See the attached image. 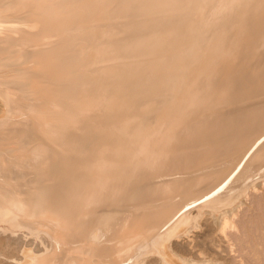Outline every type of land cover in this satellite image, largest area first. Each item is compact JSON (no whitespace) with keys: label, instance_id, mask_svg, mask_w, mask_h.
I'll use <instances>...</instances> for the list:
<instances>
[{"label":"bare ground","instance_id":"bare-ground-1","mask_svg":"<svg viewBox=\"0 0 264 264\" xmlns=\"http://www.w3.org/2000/svg\"><path fill=\"white\" fill-rule=\"evenodd\" d=\"M65 1L54 2V6L65 5L58 16L70 23L68 26L81 24L84 10L75 5L76 0ZM221 1L179 0L176 13L196 11L198 7L204 12L192 20L191 17L182 20L176 14L177 20H182L179 24L164 23L162 28L169 25L166 28L176 33L166 39L165 55L144 61L149 63L146 69L155 73L153 81L164 79L169 67L175 64L168 56L173 48L183 43L191 47L193 35H198L200 42L214 48L184 54L190 58L205 55L210 61L204 63L209 75L196 79L192 86L198 88L199 99L214 92L228 94L230 100L220 107H203L199 100L193 99L185 103L193 111L185 114L183 123L177 124L171 118L164 126L157 121L165 112L153 113L148 108L136 107L120 116L88 113L82 95H92L96 102L101 101V93L105 92L97 93L98 86L109 82L110 75L101 71L98 63L88 64L92 52L76 53L77 40L41 43L43 35L57 36L60 32L56 21L44 10V4L33 0L11 3L16 9L28 7L19 9L22 11L19 17L38 24L39 32L22 33L24 37L19 41L15 36L3 41L5 48L10 45L6 48L7 60L0 63L3 66L9 61L18 74L5 82L12 106L8 105L9 109L0 116L1 139H17L20 147L31 152L23 155L22 151L19 169L12 172L3 170L5 166L0 164V221L41 238L45 243L43 250L48 253L45 258L44 254L41 259L40 253L39 258L33 259V252L32 255L23 252L20 261L14 264H108L115 256L122 257V261L148 239L149 246L145 245L148 248L140 249L139 255L136 252L124 263L199 264L200 260L183 248H193L195 240L219 252L220 239L228 236L224 231L231 222L236 223L225 208L264 184V48L259 49L262 44L252 48L248 46L250 43L238 50L225 48L238 36L247 37L244 11L253 6L251 9L259 12V8L255 7L256 0H233L230 6ZM236 5L244 6L245 10L237 14L239 19L243 17L234 30L228 27L232 16L216 11L225 8L231 11ZM151 35L139 31L134 38L147 39ZM156 38L160 39V34L154 35L148 44H153ZM26 41L39 42L38 50L17 54L14 45ZM215 42L224 46L218 48ZM29 57L35 67H22L21 59ZM260 65L263 70L253 74ZM87 83L92 88L85 87ZM206 102H213L212 97ZM14 104L18 110L13 113ZM104 105L106 110L115 106L112 91ZM17 114L27 117L15 120ZM134 122H139L135 130L129 127ZM14 143L17 144L15 141L11 144ZM6 153L10 151L0 150L1 155H11ZM147 163L153 167L142 168ZM190 204L194 205L185 209ZM194 207L197 209L192 211ZM218 213L221 220L215 215ZM129 215L134 217L129 220ZM23 216L28 220H22ZM44 222L55 223L59 230L56 235L61 234V239H54ZM120 235L129 246L126 252L108 248L113 237ZM102 241L106 245H100ZM145 251L148 254L141 257ZM226 257L207 254L201 261L228 264L230 259Z\"/></svg>","mask_w":264,"mask_h":264},{"label":"rangeland","instance_id":"rangeland-1","mask_svg":"<svg viewBox=\"0 0 264 264\" xmlns=\"http://www.w3.org/2000/svg\"><path fill=\"white\" fill-rule=\"evenodd\" d=\"M56 1L57 0H33V2L36 3L39 2L44 4V8H45L44 10L48 11L50 16L56 21L55 26L60 31L57 33L58 34L57 36L56 35L51 36L49 34H45L43 35V37L41 36L42 37L41 43L49 45L53 43L55 44L56 42L77 40L79 44L78 47H75L76 53L80 54L85 51L92 52V54L89 55L88 57L89 58L88 60H90L91 58L92 60H90L88 64L92 65L93 63H98L99 65L102 66L101 71L110 75L109 82H105L102 86H98V88L99 87L100 88L97 90V93L105 92V93H101L103 95L101 98L98 97L99 100L101 101L96 102L95 101L96 97L92 98L93 97L92 95H86V94L82 95L83 99L85 100L83 101L84 104H87L89 107L87 108L89 109L88 113H91L92 115L98 114L99 116L109 115L111 113L112 115L116 114L120 116L121 113H124L125 111H129L132 109L135 110L136 107H139L141 109L148 108L151 109L152 110L151 112L153 113L157 112L158 114H161L165 112L160 117L161 121L160 120L157 121L160 123V126L161 124L164 126L170 123L171 118L172 119L175 118L173 120H176V122L178 121L177 124L183 123L187 118V115L185 114L191 113L193 111L192 107H190V105L185 103L193 99L199 100L198 103L204 105L203 107H215V106L220 107L221 104H223L224 102L226 103L228 100H230L228 94L222 95L214 92L213 94L205 93V95L203 97L201 96V98L199 99L198 97H200V93H198L199 91L198 88L192 86V83L196 79L199 80L201 76L204 77L206 75H209L206 74L209 72L208 70H206V66H205L206 64L204 63L210 61L209 58L205 57V55L203 56L197 55V57L190 58L188 57V55L185 56L184 54L186 52H192L193 50H199L202 48H214L211 45L200 42L197 39L199 38L197 37L198 35H193L191 39V44H192L191 47L189 46L186 47L187 44L185 43L179 45L177 48L172 47L174 50L168 56L171 57L172 60H174L173 62L175 64L169 67L168 69L169 72H166L168 73V76H166L164 79L159 78L156 81H153L151 77L155 75L154 71L152 70L151 72L150 70L146 69L149 63L148 61H144V59L147 58L153 59V58H158L161 55L162 56L165 55L166 52L164 51H166L165 49L167 45L166 43H168L166 42V39L176 34V33L174 34V32L172 31H169V29H167L166 27H169V25L179 24L183 19L185 20L190 17L191 20L193 18L195 19L199 16L200 13L204 12V9L201 10V8L198 7L196 11H193V9H188L183 12L176 13L179 10V6L181 4L179 3V0H169L171 1L169 3H167L166 0H76V3L75 2L73 3H75V5H77L79 8L84 10V12L81 14L84 23L82 22L79 25L68 26L70 23H66L62 21L63 19L58 16V14L63 11L65 6L62 3L66 1L61 0L62 5L60 4L54 6V2ZM1 2L3 3H0V24H2L3 26L1 27L0 25L1 28L0 41H2L0 42V60H4V59L7 60L6 48L10 44H8L5 48L4 47L5 42L3 41L10 38L13 39L14 36H15L14 39L15 40L18 39L19 41V39L21 40V38L24 37L23 34L25 35L26 34L25 32L27 33L28 32L32 33L35 31L39 32L38 30L39 25L33 22H29L25 19L24 21L20 19L19 15L25 8L27 9L28 7L21 6L19 9L21 10L23 8L24 9L22 11L21 10L19 11V9H16L17 7L15 5L11 4L12 2H14V0H5V1L2 0ZM221 2H224L228 4V6H230L233 3V0H222ZM7 3L8 5L9 4L10 5L8 6ZM254 4L255 7L259 8V12H257L258 9H251L253 6L249 7V9L247 8V10L244 11L245 10L244 6L243 7L241 6L240 8L237 5L233 6L231 11H229L230 8H225L227 9L226 11L225 9L223 10L220 9L219 11H216L217 13L222 15L226 13L228 16H232L231 19L232 21L228 27L229 29L234 28V30H236L239 27V23L241 22V19L243 17L240 16L241 19H239L237 14L244 11V19H245L244 24H247V28H245L247 37L235 36L237 38H235L233 42H229L225 47L226 49L231 50L233 48V50L235 49L238 50L240 46H242L243 48V46H246L247 43H250V45L248 46L252 48H256L259 44L260 45L262 44L261 48L259 49L264 48V14H263L264 0H256ZM17 11L19 12L15 14L14 12ZM255 12H257L258 14H254ZM176 14L180 16L182 20H177V18L175 17ZM253 15L256 17H253ZM248 16H252V17H248ZM245 17L248 18L246 19ZM9 20H11V22H9ZM19 23L22 24L20 25ZM164 23L169 25H165L166 27L162 28ZM26 26L28 27L30 26V28H27ZM139 31L144 34H152V35L149 36L147 39L142 37L134 38V36ZM18 33H20L21 35ZM159 34H160V39H158L159 38L158 37L156 38L155 42H153V44H148L151 42V38H153L154 35H156L157 37L159 36ZM215 43L219 44L218 48H220V45L222 46V42H215ZM38 44L39 42H35V44L34 42H29V41H26L24 43L17 42L16 45H14V48L18 49L16 50L17 54H27L28 52L27 50L29 49L38 50L37 49L39 47ZM256 56L258 57V54H256ZM256 56H254V59H257L255 58ZM22 58H26V57L23 56ZM32 59H33L32 57H29L27 59H21L22 62L24 61L23 63H21L22 64L21 66L22 67L29 66L33 68L34 64H32L33 63ZM27 60L29 61L31 60V61L29 62ZM8 63L9 61L3 66L0 63V116H3L5 114L6 109H9L8 105L12 106L10 102L11 100L8 97L10 93L7 92L8 89L5 86V82H7L6 79H9L10 76L13 75L15 76L16 74H18L16 73V71H14L13 67L11 68L10 64ZM105 64L107 65L104 66ZM183 67L185 68L181 69ZM262 68L263 66L260 65L259 67H257V70L254 71L253 74H257L258 72H261L263 70ZM111 76L112 78H110ZM208 79L211 80L212 77L209 76ZM84 86L87 88H92L91 83H87ZM208 87H210V85ZM111 91L115 106L114 107L111 106V109L106 110L107 108L104 105V100H107V96H110ZM211 97L213 99V102L205 103V101ZM161 109L163 110L161 111ZM12 110L13 113L15 112L14 110H18L17 108H15V104ZM17 115H16L17 117L15 116L16 117L15 120L21 121L27 117L24 114H17ZM19 115H21V117ZM138 125L139 122H134L129 127L130 129H132L131 126H133V130H135L134 128L138 127ZM118 136H121V134ZM1 138L2 137L0 135V150L8 149L10 153H6V154H11L10 156L0 154V164L3 167L5 166L3 170L6 171L7 169V172L8 170L12 172L16 168L19 169L18 164L19 162H21V157L23 154L22 151L24 152L23 155H29L31 152L30 149L24 150V148L20 147L21 144L17 139L8 140ZM9 141L11 143L15 141L17 144L15 143L11 144L9 143ZM18 143L20 145H18ZM151 166L153 167V165H149L147 163L146 165L144 164L142 168H150ZM0 196H1V192H0ZM194 204H190L186 206L185 209L189 208V206ZM196 209L197 207H194L192 208V211ZM225 209L230 210V216H232L236 221V223H233L234 221L232 219L233 222L231 223L237 225L236 227L237 230H235L236 225L233 226L230 223V225L227 226L230 227L229 229H231V226H233L234 228L231 230L226 228L227 230L224 231L226 233L228 232L226 234L228 236L222 238L224 240L220 239L219 241L220 245L218 244L217 246V249L219 251L218 253L212 251L210 248H208L209 246H207L206 244L202 242L199 243V241L196 240L193 242L192 245L193 248L191 249H187V247H183V248H186V252L190 250L189 255L191 257H195L196 259H199L200 260L199 264H202L201 259L202 260L205 259L207 257V254L216 255L218 258H221L222 255L223 257H226V255H228L226 257L227 260L230 259L228 260L229 261L228 264H252V262L255 264H264V184L260 183L259 190L249 191L245 197H242V199L236 201L233 206L229 208L226 207ZM215 215L217 216L219 215L218 217L220 219L221 213ZM132 217L134 216L130 217L129 215L127 219L130 220V218ZM21 219L28 220V217L23 216L21 217ZM219 219L218 221L220 222L221 219L220 220ZM48 223L44 222L43 224L45 225L46 228L52 231L53 238L61 239V234L56 235V232L59 231L57 229V225L55 223H50V224ZM168 226L169 224L166 225V228ZM198 230L200 229L198 228ZM194 231H192L193 235L196 232ZM190 234L189 237L191 238L192 234L191 236ZM220 235L225 236V234L223 233H220ZM186 236H187L186 238L188 239L189 238L188 235ZM147 243H149V239L145 240V242L141 244V246L138 249H136L132 254H129V256H127L122 261H121L122 257L118 256L119 258H117V256H115L114 261L112 260L111 263L108 264H126L124 262L127 261L128 259L133 258L136 252L146 247L145 245L149 246V244ZM101 244L106 245V241H102L100 245ZM107 245L108 248L113 249L114 251L121 249V251L126 252V250L129 248V246L126 245L121 235L119 237L118 236L115 238L113 237V240ZM43 248H45V243H43L41 238L34 236L29 231L27 232L26 229L17 230L13 228L11 225H9L7 222L0 221V264H12V263L14 264L19 262L21 256H23V252L30 253L31 255L33 252L34 255V256L32 255L33 259H35V257H38L37 255L41 256V254H42L41 259L43 258L44 254H45L44 255L45 258L48 253H45ZM193 253L194 255H192ZM137 254L139 255L140 252L136 253V255ZM147 254L148 253L145 251L141 255V257L146 256ZM200 255L201 258H199ZM152 257L154 256H151V258ZM221 262L218 261V263L220 264H225Z\"/></svg>","mask_w":264,"mask_h":264}]
</instances>
